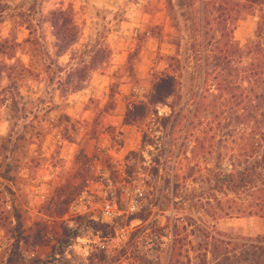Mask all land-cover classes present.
<instances>
[{"label":"rangeland","instance_id":"rangeland-1","mask_svg":"<svg viewBox=\"0 0 264 264\" xmlns=\"http://www.w3.org/2000/svg\"><path fill=\"white\" fill-rule=\"evenodd\" d=\"M200 8L201 0H0V44L9 46L0 48V264L28 235L60 251L56 262L50 245L21 242L26 262L243 264L236 259L250 256L251 239L264 235L263 218L251 216L250 84L241 75L223 93L204 77L194 51ZM58 11L79 30L61 55L51 24ZM259 14L228 23L245 51L258 40ZM250 65L244 57L237 66L244 74ZM166 76L176 87L157 105L162 124L152 111L126 124ZM136 215L143 219L129 221ZM207 236L230 244L217 249Z\"/></svg>","mask_w":264,"mask_h":264},{"label":"trees","instance_id":"trees-1","mask_svg":"<svg viewBox=\"0 0 264 264\" xmlns=\"http://www.w3.org/2000/svg\"><path fill=\"white\" fill-rule=\"evenodd\" d=\"M257 11L259 12V21L257 24V41L251 44V48L247 51L240 48L232 38L231 31L229 30V21L239 12L242 11ZM201 18L198 25V37L200 42L195 46L194 51L198 53L199 59L202 62V72L204 77L209 76L211 82L214 83L218 92L225 93L226 91L234 90L237 88L233 83L235 79H238L243 75V79L247 80L250 84L245 88L244 97H248V100H243L245 104L251 107V188L253 193L251 194V216L259 215L264 220V152L259 158H256V152L263 148L264 145V0H201ZM2 12H0L1 17ZM52 27L54 29V37L57 41L56 48L59 55L63 54L70 46L75 44L78 40L79 30L74 23L73 17L68 11H58L52 14ZM17 46V44L15 45ZM0 48L5 49V44H0ZM244 57H251V65L241 74L238 64L241 63ZM93 69L94 65H85L83 69H79L78 81L79 83L86 82L85 71L87 69ZM25 69V68H24ZM26 70V69H25ZM204 84L206 81L204 80ZM79 84L75 85V89L78 90ZM81 85V84H80ZM175 79L171 76L161 77L154 84L153 94L149 106L140 101L133 105L125 115V123H140L144 121L148 114L152 111L155 115V120L162 124L163 118L158 115L156 110L158 104H163L169 97L175 93ZM152 108V109H151ZM260 112V113H259ZM241 120L247 121L249 118L243 114V117L239 116ZM147 135L144 134L143 142L145 143ZM137 153L130 152L127 158L136 156ZM88 163L91 162V158L82 156ZM159 158L154 162L159 163ZM4 177L10 180V176L7 171L4 172ZM84 186L87 183V178L83 177ZM83 190H81L82 192ZM72 199L64 201L65 204L71 202ZM64 212L59 210L56 217H61ZM140 218L136 216H130L129 221ZM143 219V218H140ZM18 226L21 228V217L17 216ZM56 221V220H55ZM177 223L173 225V237L174 244L178 234ZM99 225V224H98ZM103 228L108 226L101 224ZM31 231L32 228H29ZM97 231L99 229L96 228ZM112 234V233H110ZM78 234H68V245H72V239ZM105 235H108L105 233ZM207 238L214 239L219 243L218 248H224L225 245H229L227 241L223 239H217L215 236H207ZM23 243L27 247H39L43 245H50L49 240L44 236H17L15 245L13 246L5 264H51L50 260L42 259L38 256H34L29 262H26L22 252L19 250L20 243ZM64 243L63 240H58L57 245ZM250 256L236 259L237 262L247 264H264V235L257 237L255 240L251 239L250 244ZM52 249V260L59 261L56 258V245H50ZM174 250V249H173ZM62 255V254H61ZM223 261L228 262L229 259L225 258Z\"/></svg>","mask_w":264,"mask_h":264}]
</instances>
